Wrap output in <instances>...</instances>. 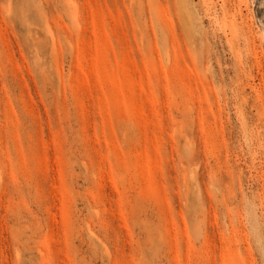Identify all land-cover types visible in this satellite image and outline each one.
Listing matches in <instances>:
<instances>
[{"label":"rangeland","instance_id":"374dc122","mask_svg":"<svg viewBox=\"0 0 264 264\" xmlns=\"http://www.w3.org/2000/svg\"><path fill=\"white\" fill-rule=\"evenodd\" d=\"M0 264H264V0H0Z\"/></svg>","mask_w":264,"mask_h":264}]
</instances>
